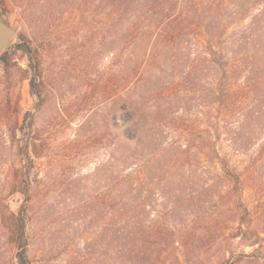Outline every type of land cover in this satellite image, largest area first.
<instances>
[{
    "label": "rangeland",
    "instance_id": "obj_1",
    "mask_svg": "<svg viewBox=\"0 0 264 264\" xmlns=\"http://www.w3.org/2000/svg\"><path fill=\"white\" fill-rule=\"evenodd\" d=\"M23 1L33 19L15 13L11 44L33 54L11 53L42 97L29 80L9 86L0 64V264H18L11 217L24 208L31 264H177L182 237L188 264H264L243 257L264 247V0H122V26L109 1ZM10 118L24 129L13 146ZM138 125L136 147L122 134ZM120 220L161 244L124 258Z\"/></svg>",
    "mask_w": 264,
    "mask_h": 264
},
{
    "label": "trees",
    "instance_id": "obj_2",
    "mask_svg": "<svg viewBox=\"0 0 264 264\" xmlns=\"http://www.w3.org/2000/svg\"><path fill=\"white\" fill-rule=\"evenodd\" d=\"M102 1H109L111 2V8L104 7L102 10L106 11L108 16L112 17V20L114 21V24L117 26H122L125 24L129 18H128V10H125L124 4L122 0H102ZM196 3V0H191ZM197 5V3H196ZM127 9H130L129 7H126ZM128 11V12H127ZM0 13L4 17V19L10 23L13 21V16H15V13H19L20 16L22 15L25 20L28 22L33 19V10L31 4L28 3V1L23 0H0ZM103 14V13H102ZM25 39V38H24ZM26 44H23L20 42H16V44H11L9 48L6 50V52L0 56V64L3 66L4 69V77L9 86L16 85L20 86L24 81L29 80L32 93L37 94L36 92V76L35 72L36 70L32 67L29 68V70H22L17 67L13 63V55L11 53V49H18L23 50L28 56H32L33 54V48L30 44V42L26 39ZM18 43V44H17ZM211 59L210 64L214 68H217L219 71H222V65L218 60H216L217 53L211 49ZM32 60V58H31ZM34 73V75L32 74ZM38 98L41 99L42 94H37ZM6 96H2V99L0 97V108L2 109V105L7 106V110L9 111L10 101L5 100ZM5 102V103H4ZM18 114V109L17 112ZM118 121H122L123 126H126L127 123L131 119H123L122 116H118ZM11 123H9V126L6 127V132L11 137L12 146L15 144L14 140L17 137L18 130H24L23 128L19 127V124H17V121L13 120V118H10ZM139 126V125H138ZM123 138L129 143H135L136 147L141 144V135L143 136V127L141 126L137 127L134 130H123ZM27 134H25V137ZM139 137V138H138ZM19 154L21 156H26L28 158L31 157L30 153V140L25 139L24 145L21 146ZM218 155V154H217ZM217 159L220 161L222 171L224 173V176L227 179H230L233 183L238 184V179L234 174L230 171L228 164L225 160L221 159L217 156ZM127 162H129V159L127 157H124L120 155L118 157V163H121L122 165H125ZM124 167V166H122ZM127 171V168L125 167L123 171H117V177H116V188L118 191L126 188L128 186V182L130 177L125 175V172ZM130 210H128L126 207H121L118 210V219H124L129 216ZM12 224H14L16 227L11 231L12 233L18 238V242L21 245L20 251L17 254V260L18 264H31L30 259L28 257V242H27V234H26V227L29 222V210L28 208H24L21 210L20 214L18 216L13 215L11 217ZM171 230H168L165 234V237L167 235H170ZM189 231H186L188 234ZM114 236L116 242L119 244L120 242L125 241L126 239L129 240L125 246H118V252L124 253V258L126 256H129L131 254H137L138 257H144L148 258V256L151 254L154 249L153 246H157L161 244V241L158 240L157 234L155 233L154 239L155 241L153 243H149L147 240V234L144 231V227L142 224H128L120 220L115 226H114ZM186 234V235H187ZM173 237V236H170ZM178 243H181L182 248H184V252L180 258L176 257L177 264H181L182 258L184 261L188 264L189 258H191V252L195 249V246L191 244L188 246L186 244V240L184 237L180 238ZM184 244V245H183ZM255 245V244H254ZM136 257V256H134ZM245 258H254L256 260H262L264 259V247L259 248L254 251V253L251 256H243ZM225 264L228 263V260L224 262Z\"/></svg>",
    "mask_w": 264,
    "mask_h": 264
},
{
    "label": "water",
    "instance_id": "obj_3",
    "mask_svg": "<svg viewBox=\"0 0 264 264\" xmlns=\"http://www.w3.org/2000/svg\"><path fill=\"white\" fill-rule=\"evenodd\" d=\"M17 35L13 28L0 13V56L3 55Z\"/></svg>",
    "mask_w": 264,
    "mask_h": 264
}]
</instances>
